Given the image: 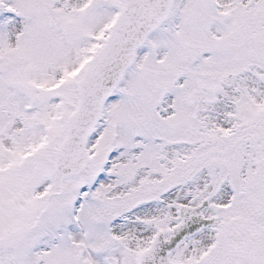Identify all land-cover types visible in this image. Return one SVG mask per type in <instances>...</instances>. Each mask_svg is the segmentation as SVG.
<instances>
[{"label":"snow or ice","instance_id":"obj_1","mask_svg":"<svg viewBox=\"0 0 264 264\" xmlns=\"http://www.w3.org/2000/svg\"><path fill=\"white\" fill-rule=\"evenodd\" d=\"M0 264H264V0H0Z\"/></svg>","mask_w":264,"mask_h":264}]
</instances>
